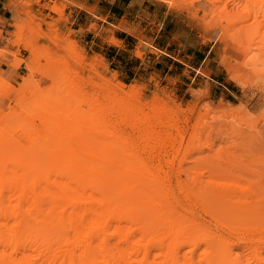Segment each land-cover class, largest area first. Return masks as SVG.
<instances>
[{"label": "bare ground", "instance_id": "6f19581e", "mask_svg": "<svg viewBox=\"0 0 264 264\" xmlns=\"http://www.w3.org/2000/svg\"><path fill=\"white\" fill-rule=\"evenodd\" d=\"M202 8L203 27L251 54L243 68L264 83V33L253 40L264 32V0H203ZM25 44L37 64L69 68L51 49L37 56L36 42ZM222 64L234 70L228 55ZM29 72L22 88L34 84ZM69 80L70 100L26 105L22 96L15 111L0 107V264H264V154L250 152L247 166L217 156L192 174L197 111L133 101L115 77ZM181 123L196 129L187 146ZM233 172L247 183L222 179Z\"/></svg>", "mask_w": 264, "mask_h": 264}, {"label": "rangeland", "instance_id": "374dc122", "mask_svg": "<svg viewBox=\"0 0 264 264\" xmlns=\"http://www.w3.org/2000/svg\"><path fill=\"white\" fill-rule=\"evenodd\" d=\"M41 1L44 0H4L7 8L10 9L5 15H0V107L2 109L10 108L15 111L22 96L26 98L24 101L26 105L34 104L40 96L46 98L48 102L61 103L64 98L70 100L71 94L67 90L71 85L69 77L77 82L85 81L89 84L93 74H98L107 79L115 77L116 83L124 91L135 93L133 101L150 105L155 101H166L170 107L190 108L197 111V116L192 119L191 124L199 129L197 135L201 141L196 144V151L192 153L185 166L187 171L193 172L192 174L199 172L205 164L215 161L217 156L228 158L239 166H247L250 152L264 154V83L257 74L253 75L250 72L252 66L243 68L242 61L245 60V63L250 61L251 54L248 57L243 53L234 52V44L219 30L209 32L203 27V22L207 19L202 8L203 0H183L186 4L184 7H170L163 0L140 1L145 2L146 6L148 3L158 4L162 7L157 8L158 13L172 14L179 18L182 27L175 37V50H182L186 47L185 42L192 43L199 37V42L204 44L203 50H199V52L203 51L204 61L207 55H211L217 63L212 67L205 65L201 73L189 70L183 73L184 68L177 65L179 68L174 70V75L169 74L171 63L166 55L171 53L175 54L174 58L178 60L181 58H177L178 53L176 51L174 53V50L164 49L163 54H160L152 48H158L156 37L158 36L160 40L162 35L158 32L157 26L151 24L150 29L143 36L141 35L143 30L139 34L140 46L136 52L141 65L143 64L144 72L133 82L123 80L118 74L115 76L103 61L93 59L88 54L85 34H100L97 25L90 26L86 32H76L77 29L70 26V19L64 16L63 11L56 8L52 10V14L61 17L59 24L55 21H45L40 14L34 12V8H39ZM63 1L71 4V0ZM96 1L91 0L93 3ZM142 10L138 21L146 15ZM90 13L93 14L94 11ZM150 22L151 20L146 17L143 29L149 27ZM234 29L237 31L240 26L237 24L235 28L233 27V31ZM36 31L37 35H35ZM263 33L261 30L255 36L254 44L260 43ZM29 40L36 42L34 55L40 56L51 49L54 53L63 56L69 68L63 69L57 64L51 66L48 59H42L37 64L31 49L25 44ZM160 41L164 46L171 43L169 38ZM117 46L122 48L121 45ZM133 47L135 43L128 50H133ZM191 47L196 49L194 45ZM225 55L229 56L233 71L222 64ZM195 65H192L194 69ZM196 67L200 69V66L196 65ZM48 69L51 77L47 79L43 77V73ZM209 69H215L217 72L208 74L206 71ZM29 70L35 74L34 84L29 89L22 88L25 80L30 77ZM234 76L241 80L243 86L233 81ZM4 82L12 84L14 90L9 91ZM91 88L90 86V90ZM207 89H210L209 95L206 94ZM3 90L9 91L8 97L3 96ZM187 90H192L193 94L185 95ZM93 93L106 106H113L115 97L111 93L99 87H96ZM228 110L231 113H228ZM3 115V110H0V118ZM21 118L18 113L17 119ZM180 127L186 131L184 146H187L196 129L188 128L187 123H181ZM222 179L246 184L248 177L243 173L233 172L222 175Z\"/></svg>", "mask_w": 264, "mask_h": 264}, {"label": "crops", "instance_id": "0c3cea01", "mask_svg": "<svg viewBox=\"0 0 264 264\" xmlns=\"http://www.w3.org/2000/svg\"><path fill=\"white\" fill-rule=\"evenodd\" d=\"M55 8L64 12V16L70 19L71 28L77 29L76 32H86L94 24L99 27L100 34H85V46L88 49V54L93 59L103 61L111 73L118 74L125 81L132 80L133 82L144 72L143 64L141 65L136 50L140 46V36H143L150 29L151 24L157 26L158 32L161 33L160 40L169 38V42H171L164 46L157 36L158 48H152L160 54H163L164 49L174 50V53L175 51L178 53L177 58H181L178 60L174 58L175 54H165L170 61L169 63H171L168 70L169 74L174 75V70L179 68L177 65L184 68L183 73L188 70L201 73L205 65L206 67H212L217 63V60L211 58V55H207L204 61L203 51L199 52L200 49L203 50L204 44L199 42V37L192 43L188 42L187 44L185 42L186 47L182 50H175V37L182 25L177 16L158 13L157 8H162L158 4L148 3V6H146L145 2L140 0H97L94 3L91 0H71V4H67L63 0H44L39 3V8H34V12L40 14L45 21H55L59 24L61 17L52 14V10ZM143 8L145 9L142 10ZM8 9L10 8H7L4 0H0V15H5ZM141 10L146 15L138 21L141 18ZM90 11H94V13L92 14ZM146 17L151 22L148 25L149 27L143 29ZM141 30L143 31L139 35ZM134 43V49L129 51L128 48L133 46ZM117 45H121L122 48ZM193 45L196 49L191 47ZM194 64L200 66V69L196 65L194 69L192 67ZM215 69H209L206 72L214 74L217 72ZM189 93L193 94L192 90H187L185 95Z\"/></svg>", "mask_w": 264, "mask_h": 264}]
</instances>
